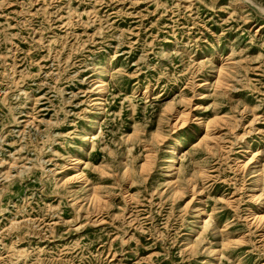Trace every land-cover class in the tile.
<instances>
[{
	"label": "rangeland",
	"instance_id": "374dc122",
	"mask_svg": "<svg viewBox=\"0 0 264 264\" xmlns=\"http://www.w3.org/2000/svg\"><path fill=\"white\" fill-rule=\"evenodd\" d=\"M245 2L0 0V264H264Z\"/></svg>",
	"mask_w": 264,
	"mask_h": 264
},
{
	"label": "bare ground",
	"instance_id": "6f19581e",
	"mask_svg": "<svg viewBox=\"0 0 264 264\" xmlns=\"http://www.w3.org/2000/svg\"><path fill=\"white\" fill-rule=\"evenodd\" d=\"M246 2H247V1H246ZM246 2H245V0H233V3H234V4H245ZM99 83H100V84H99V85H100L99 87H102L104 81H103V80H100ZM176 145H177V147H176L175 149H173V152H174V153H175L176 151L179 150V148H180V146H181V143L177 142ZM169 162H170L172 165H174V162H175V156H172V157L170 158Z\"/></svg>",
	"mask_w": 264,
	"mask_h": 264
}]
</instances>
